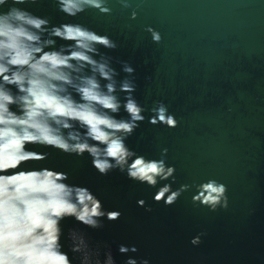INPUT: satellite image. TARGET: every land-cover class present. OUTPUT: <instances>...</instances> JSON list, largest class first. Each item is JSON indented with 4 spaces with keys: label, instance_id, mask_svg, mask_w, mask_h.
<instances>
[{
    "label": "water",
    "instance_id": "95a60500",
    "mask_svg": "<svg viewBox=\"0 0 264 264\" xmlns=\"http://www.w3.org/2000/svg\"><path fill=\"white\" fill-rule=\"evenodd\" d=\"M0 264H264V0H0Z\"/></svg>",
    "mask_w": 264,
    "mask_h": 264
}]
</instances>
